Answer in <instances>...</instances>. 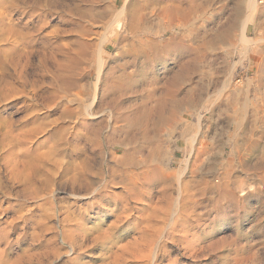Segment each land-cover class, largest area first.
<instances>
[{
	"label": "rangeland",
	"instance_id": "1",
	"mask_svg": "<svg viewBox=\"0 0 264 264\" xmlns=\"http://www.w3.org/2000/svg\"><path fill=\"white\" fill-rule=\"evenodd\" d=\"M111 1L0 0L1 264H112L114 242L122 245L125 240H129V243L134 244L140 236L137 230L124 234V224L117 233L111 235L112 240L98 241L102 231L115 221V215L108 209L102 211L99 208L90 212L84 226H81L89 229L87 237L83 243L78 241L81 247L73 252L69 239L65 243L61 241L68 233L71 238L75 237L73 231L79 229L81 219L76 213L80 221L77 218L69 224L63 222L62 226L64 214L59 212L60 206L69 201L74 202V208L77 209L82 208L85 201L78 199L76 203L69 187L60 182L39 197L21 183L26 163H29L28 166L34 165L33 156L37 147L46 152L43 159L46 167H51L58 158L54 151L60 153L61 146L64 147L65 133L59 131L64 125L71 127L67 153H71L77 162L90 161L93 173L91 179H96L93 181L98 184L101 178L98 172L100 165L117 169L109 154L110 147L104 142L90 141L83 127V124L96 125L102 120L101 133L105 134L110 128L112 112L109 106H101V101H108L111 97L112 84L123 79L121 75L124 70L127 73L135 72L137 77L145 71L139 68L142 59L135 54V45L129 43L130 39L120 44L119 48L102 51V46L109 38L120 36L112 30L106 31L102 26V23L107 25L109 21L102 10ZM122 1L120 7L124 4L128 9L140 7L143 3L140 0ZM234 1L210 0L200 19L189 22L194 28L192 30L199 32L200 36L199 41L193 35L186 39L191 53L178 51L165 56V63L157 64L154 68L160 77L158 83L147 86L146 90L145 87L144 90H131L126 95L128 101L124 106L138 107L153 88L158 90L147 102L153 111L147 129L150 137L156 134L155 140L163 141L168 137V142L163 144V169L177 173L183 167L185 180L201 182V178L207 181L201 185L196 182L190 184V201L181 210L186 213L179 211L178 234L175 237L170 234L165 237L162 233L157 236L156 258L145 261V264H264V153L258 157L253 150L245 149V145H264V0H255L252 14L247 10L242 13L237 27L233 16ZM92 4L97 5L92 7ZM183 7H187L186 2ZM137 10L141 11L139 8ZM41 26V31L35 32L33 36L34 44L24 45L16 33V30L26 32ZM46 32H50L52 47H61L65 54L57 52L51 57L43 46L42 36ZM206 41L212 43L207 44ZM188 67L193 71L190 72V78L185 80L183 90L196 88L201 81H206L204 84H208V89L200 92L198 101L186 102L189 103L186 105L184 102L177 107L179 114L178 109L174 108L177 119L191 117L189 124L195 131L188 137L189 142H182L177 131L169 136V128L161 123L155 104L161 97L159 90L174 75L184 78L183 71H187ZM148 75L152 77V72ZM206 75L211 77L208 83ZM66 79L75 83L73 88L63 90L59 87ZM181 95L183 93H179L176 99H181ZM77 104L81 105L84 115H66L67 109H76ZM89 108L94 110L95 117L86 113ZM33 109L35 112L31 113ZM168 113L169 107L163 114ZM124 115H131L130 108L125 110ZM156 124L161 126L159 130ZM42 125L45 130L36 134L37 128H42ZM117 125L123 124L119 122ZM144 127L136 129L137 132L143 131ZM159 131L160 135L157 134ZM12 136L19 138L15 140V145L11 141ZM40 141L44 143L39 146ZM137 141L132 148L143 150L146 155L149 146L145 147L147 144H143L141 138ZM207 163L211 166L209 171L205 170ZM192 169L197 170L196 174L190 172ZM254 175H257L256 179ZM28 176L32 177L30 173ZM114 178L116 184L107 192L119 194L124 186L120 169L116 170ZM170 185L167 192L173 193L174 209L175 202L179 207L184 198L178 201V180L173 179ZM163 189V184L155 185L150 188L149 195L145 193V196L141 195L137 199L130 197L129 218L141 215L139 208L143 204L145 219L154 209L162 206L160 197ZM219 195H225L227 199L220 200ZM259 216L261 220L255 227V218ZM181 217H188V221L181 220ZM129 227H132L131 223ZM183 231L187 234L186 239H183ZM95 237L99 238L97 242H94ZM54 246L57 251L51 253L48 248ZM127 258L128 264H142L139 260Z\"/></svg>",
	"mask_w": 264,
	"mask_h": 264
},
{
	"label": "bare ground",
	"instance_id": "2",
	"mask_svg": "<svg viewBox=\"0 0 264 264\" xmlns=\"http://www.w3.org/2000/svg\"><path fill=\"white\" fill-rule=\"evenodd\" d=\"M124 1L125 0H123L122 2L124 3ZM140 1H143V3L139 5L140 7L136 6V7H132L131 9H128L127 6L124 4L122 7H120L121 0H112L109 6L104 7V9L102 10V13L104 14V16L109 18V21L107 25L102 23L103 28L106 31L112 30L114 33H119L120 36L109 38L105 42V44L102 46V51L119 48L118 46L120 44L130 39L129 43L132 46L135 45V50H134L135 54L137 55V57H140L142 59L141 66H139V68H142L145 71L143 75H140L137 77V75L135 76L134 74L135 72L127 73L124 70L123 71L124 73L122 72L123 74L121 75L123 79H119L117 82H114L112 84L111 97L108 99V101H106V99H103L101 101V106L102 105L109 106L112 112L110 113L111 115L110 128L108 131H106L105 134L101 133L100 125H102L103 123L102 120L97 122L96 125L87 126L83 124L84 131H86L90 141H92L93 143H100V144H103L104 142L106 143V145L110 147L109 154L111 156V160L116 163L117 169H120L122 173V178H123L122 184L124 186L122 188L121 193L115 194L113 192H107V190L110 187L116 184L114 177H115V172L117 169L106 168L103 165H100V170L98 172L101 178L98 182L99 184L98 185L97 182L93 181L96 179H93V180L91 179V176L93 175V173H92V166L90 165L91 164L90 161L77 162L75 161V159L72 158V156L70 155L71 153L70 154L67 153V147L70 145V142H71L68 139V135L70 133L71 127L70 126L68 127V125L67 127H64L66 125L62 126V129L59 130L65 133V137H64L65 140L63 143L64 147L61 146L60 153H58L57 150L54 151L55 155H57L58 158H56L53 161L51 167H46L43 164V159L46 156V152H42L38 150L39 148L37 147L35 151V155L34 156L32 155L34 157V161H33L34 165L28 166L29 163H26L27 168H25L23 172L24 174L23 177H21V183L23 184V186L27 189H30L31 190L30 192H32L33 195H35L36 197L42 196L44 193L52 190V188L56 187L57 183L60 182L69 187L71 197H74V199H76V203L78 199L85 201L83 203L84 206L82 208L75 209L74 208L75 203L69 202V201L64 203V205L60 206L61 210L59 212L60 213L62 212V214H64L61 220L62 221L61 223L64 222L66 224H69L73 222L74 220L78 218L76 216V213H78L81 219V225L79 226V229H75L76 231H73L74 233H76L75 237L71 238L70 234L67 232L68 234L65 235V237H63L61 241L65 243L67 239H69L70 244H71V251L73 252L77 251L78 248L81 247V246H78V241L79 242L81 241V243L85 241L87 237V231L89 229H85L81 226H84L85 221L89 216V213L94 211L95 209H99V208L100 210L108 209L109 212L115 215V218H114L115 221L114 223L110 225V227L102 231L103 234L100 235V239L95 237L94 242H97L98 239H99L98 241H101V242L103 240L106 241V239L112 240L111 235L113 233L114 234L117 233L118 230L124 226V224H126V227L122 229V232L126 230V232H123L124 234L125 233L130 234L131 230H134V231L137 230L140 236L138 239H135L134 244L129 243V240H125V243L122 245L121 244L119 245L118 243L114 242L115 251L112 253V256H113L112 264H128L129 261H128L127 256H129L132 259L139 260L138 262H141L142 264H145V261L149 262L150 260L155 259L156 258L155 253L157 249V245H155V242L158 241L156 240L157 236L159 237L160 234L162 233L163 236L165 237L168 236L169 234L175 237L176 234H178L179 232L177 230L178 219H180L179 211L186 208V206H184L185 203H188L190 201V194L188 192V188H190L191 183L193 184L196 182L193 180L184 179L185 168L183 167L180 168L177 173H171L167 171L166 169H163L162 167L163 154H165V150H163V144L168 142V137L165 136L167 137V139L163 141H158L157 139L155 140L153 138H156L155 137L156 134H152L153 136L150 137L148 129H147V126H148L147 123L150 122L149 116L153 112L147 106V102L151 98H153L156 95V93H158V90L156 88H153V90L143 98V100L141 101L138 107H135L132 105L129 107H125L124 104L125 102L128 101V99H125V98H126V95L130 93L131 90H138V89L144 90V87L146 90L147 86L155 85L158 83L160 77H159V74L156 73L154 68L157 64L165 63L164 62L166 61L165 56L167 55L169 56V54L173 52L177 53L178 51H185L186 53H188L190 51L186 43L187 42L186 39L189 38L191 35H193L194 38H198L199 32L197 33L193 31L192 29L194 28H191L189 22L192 20L196 21L200 19L201 15L204 14L207 6L210 4L209 3L210 0H140ZM212 1L213 0H211V2ZM185 2L187 4L186 8L183 7V3ZM233 3L235 4L233 16L235 17L234 18L235 26L237 27L236 24L238 23L240 16H242V13H244L247 10L249 14H252L251 9L253 8L255 4V0H235ZM150 4L152 5L150 6ZM96 5L92 4V7L94 6L96 7ZM138 8L141 10L140 12H138L137 10ZM231 24L233 23L231 22ZM44 25L45 24H43L42 26ZM42 26L41 28H37V29L30 28L26 32L16 30V33L20 35L21 40H23V42L25 43L24 45H30L32 43L34 44L35 41L33 40V36L35 32H38L39 30L41 31ZM158 27H160L159 30H157ZM3 28H5V26ZM228 29L226 32L229 31ZM234 30H237V29H234ZM231 32H229L230 35H231ZM233 35L235 36V34ZM165 36L167 37L164 38ZM42 38L44 40L43 46L45 47V49L49 51V54L51 55V57H54L55 53L57 52L65 54L62 51L61 47H58V46L52 47V42H51L52 38H51L50 32H46L42 36ZM201 38L203 39L202 36ZM199 40L200 39L198 38V41ZM205 43L208 44L209 42L206 41ZM139 49H142V51L140 52ZM90 51H92V49H90ZM148 65H150V68L148 67ZM184 66H185V63H184ZM63 69H64V66H63ZM181 70L183 71V69ZM191 71H193V69L190 70L189 67L187 68V71L184 70L183 71L185 73L184 78H180V76L174 75L172 79L161 90H159L161 93V97H159L157 104H155L159 111V113L157 112L156 113L157 115L159 114L158 117L160 118L161 123L166 124L169 128V136L175 131H177L179 135V139L182 142H187V140L189 142L190 140L188 137L191 136L192 132L194 131L191 126L192 124L191 125L189 124L191 121V117L189 116L185 117L184 120L177 119V117L174 114V108L180 107V105L183 104L184 102H185L184 104L186 105L191 102H195L194 100L198 101L200 92L204 91L208 87V84L206 85L204 84L206 81L205 82L201 81L200 85H198L196 88L190 87L188 89L183 90L184 82L185 80L190 78ZM151 72H152V77L148 75ZM198 72L200 74L199 70ZM206 76H207V83H208L211 80V77L210 75H206ZM56 80L58 79L56 78ZM74 85L75 83L69 82L66 79L62 81V84L61 86L59 85V87L60 88L62 87L63 90H69L73 88ZM179 93H183V96L181 95L182 98L177 100L176 97ZM186 102H189V103H186ZM185 105L183 106L186 108ZM168 107H169V113L166 115L163 114L164 111L167 110ZM80 108H81V105L77 104L76 109L72 110L70 108L71 110L69 111L67 109L66 115L67 114L74 115L76 113H78L80 116L84 115V113L81 111ZM129 108H130L131 115H128V116L124 115L125 110L127 111ZM177 111L179 114V109ZM33 112H35L34 109L31 111V113ZM86 113L89 116L95 117L94 110H91V109L87 110ZM36 121H40V120L37 119ZM119 122H121L123 125H117ZM151 122L153 123V121ZM43 125L41 126L42 128L40 129L37 128L36 134L41 133L42 131L45 130L44 128L45 126L43 127ZM144 125H145L144 127L145 130L143 128V131L137 132L136 129ZM155 126H157V124ZM159 127L157 126L158 130H159ZM161 131L163 132V130ZM161 131H159L157 134H159ZM193 133H195V131ZM25 134L29 135L27 133ZM159 135L157 136L159 137ZM17 137L12 136L11 141L12 142L14 141L13 144L19 139V138L17 139ZM139 138L142 139L141 142H143V144L144 143L145 145L147 144L145 147L149 146V149L147 150L144 149L147 151L146 155H145V152H143V150H134V148H132L133 145L136 142H138L137 140ZM43 143L44 141H40L38 145L40 146ZM141 151L144 154L141 155ZM198 154H200V152ZM139 155L140 157H138ZM66 157H68V160L66 159ZM65 159L66 161H64ZM181 166H183V163L181 164ZM206 167H207L205 169L206 171L207 169L208 171L211 170L210 165ZM213 169L214 168H212V170ZM196 171H197L196 169H192L190 172L192 174H196ZM29 173L31 174L32 177L28 176ZM173 179L174 181L175 179L179 181V189H178V194H177L178 201H181L184 198L183 202L181 201V204L179 207L176 205L177 201L175 202L174 209H172V205H173V195L172 194L173 193L167 192L168 187L169 186L171 187L170 184L173 183ZM101 180H102V183H100ZM200 181L201 182H196V184L201 185L207 182L201 178H200ZM162 184L164 188L162 191V195L160 197V203H162V206H160L158 209H154V211L150 215H148V217H146L145 219V206L143 204L142 207L139 208L142 214L135 218L130 219L129 218L130 208L128 204L130 201V197L132 199H137V197L141 195L145 196V193L149 195V192H150L149 190L151 187L155 185H162ZM206 189L207 188L205 186L204 190ZM219 196H220L219 197L220 200L227 197L225 195H219ZM232 197H231V200H232ZM109 206L111 207V209H109L110 208ZM175 208H177V212H175L176 211ZM181 212L186 213L185 211H181ZM130 220L134 221L135 223L130 222ZM145 220H146V224H145ZM181 220L186 222L188 221V217H183V218L181 217ZM78 221H80L79 218H78ZM64 223L62 226H64ZM130 223L132 227H129ZM166 227L167 229H165ZM182 236H183V239L187 238V234L185 231H183ZM0 238H1V235H0ZM121 240L123 239L121 238ZM50 243H48L47 245H49ZM145 243H146V248H145ZM117 244L119 245L118 247H117ZM131 244L134 246L135 249H133ZM55 246L57 245L55 244ZM55 246L52 248L49 247L48 250L51 251V253H55L57 251V248H55ZM2 255H3V251L0 250V264L3 261V259L1 258ZM13 264H17V262H14Z\"/></svg>",
	"mask_w": 264,
	"mask_h": 264
},
{
	"label": "crops",
	"instance_id": "3",
	"mask_svg": "<svg viewBox=\"0 0 264 264\" xmlns=\"http://www.w3.org/2000/svg\"><path fill=\"white\" fill-rule=\"evenodd\" d=\"M264 132V131H263ZM261 131H260V135H261ZM260 139H261V137H260ZM255 144H257V143H255ZM262 145V144H261ZM260 145V147H258V145H254L253 147L252 146H246L245 145V149L246 150H253L254 151V154L255 155H257L258 157H261L262 155H263V153H264V145H262L261 146ZM256 151H257V154H256ZM255 177H257V175H254V179H256ZM258 177H260V175H258ZM257 180H259V179H257ZM261 180V179H260ZM255 220H256V223H255V225H253V226H255V227H257V225H259L258 223H259V221L261 220V218H260V216L258 217V218H255ZM252 226V227H253Z\"/></svg>",
	"mask_w": 264,
	"mask_h": 264
}]
</instances>
